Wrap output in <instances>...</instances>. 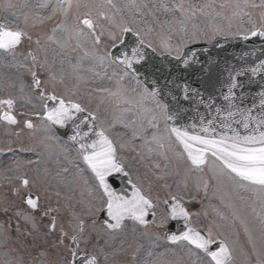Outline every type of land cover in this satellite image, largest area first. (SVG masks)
Segmentation results:
<instances>
[{
    "label": "rangeland",
    "instance_id": "1",
    "mask_svg": "<svg viewBox=\"0 0 264 264\" xmlns=\"http://www.w3.org/2000/svg\"><path fill=\"white\" fill-rule=\"evenodd\" d=\"M180 2L181 0H73V7L68 11L67 16L63 12H57L59 14H56L55 20H53V24L58 21V25H63V27L56 29L54 39L51 41V44L55 47L54 55L59 58L60 68L66 75L75 74L82 77L86 75L92 79L103 80V84L117 86L118 90H113L114 93L109 90V95L105 96L104 99V114L115 120L113 125H116H105L107 130L116 136L118 142L125 139V145L129 141L130 145H139L147 157H153V160L157 162L155 164H162H159L160 167H165L163 164L167 163L168 160L162 158V156L168 157V154L163 152L164 150L166 152L170 150L174 155L171 158V164L174 168L179 166V161L171 149L173 144L168 145L169 138L164 133V126L166 125L162 122V127H159L162 112L156 107L157 100L151 97L142 99L144 89L139 83L131 79L132 83H128L122 72L116 70L112 72L110 63L97 59L96 63L90 64L91 68L88 71H83L84 66L81 58L77 56L66 57L63 49L65 50L69 45L68 34L72 32L73 22L76 24L77 17L87 12H91L93 17H96L98 13H104L109 17L108 20L102 18L98 20V23L105 28L103 38H105L104 45L106 48L110 46V41L107 39V30L111 29L118 32L120 26L127 25L139 31L144 40L159 52H171L178 55L182 48L194 42L211 41L217 35L241 34V32L250 30L253 24L256 27H264V15H262L264 14V7L260 6L261 0H250V3L257 5V7L243 9L221 7L220 5L225 4L226 0H184L186 5L191 3L198 7L212 4V7L207 8L204 13H197L190 18H186L179 11L167 12L163 8V5L173 8L175 4ZM43 3H48V7L40 8V10H45L43 12L48 13L56 5V0H3V18H12L17 25L24 26L30 32L33 25L37 27L39 23L49 22V19H40L42 16L37 11L39 10L37 6ZM77 3L80 5L79 7H76ZM227 3L234 4L235 0H227ZM144 4H147L148 7L145 8ZM174 18L177 21H182V24L165 23V21L172 22ZM73 35L75 34L73 33ZM9 56L11 55L6 56V59ZM16 56H19L18 52L12 57ZM21 64L25 63H19V65ZM12 66L16 67L17 62L3 63V74L8 73V75L5 77V83L7 84L3 88V94L0 90L1 100L6 97V94L12 96L10 91L16 89L13 88L16 84L14 77H19L21 81L26 80L25 77L20 75L25 70L22 71L16 67L17 71H15ZM0 72H2L1 67ZM27 85L30 87L31 84L26 83L24 86ZM105 90H107L106 87ZM107 92L108 90L105 95H107ZM116 116L118 117L116 118ZM154 116L155 119H153ZM153 124L157 127H154ZM42 128V121L39 120L38 128H36L37 134L34 132L26 137L24 134H15V132L11 134V127L0 126V151L3 147L13 149L19 145L34 149L37 154L34 158V160L36 159L35 166L31 165L32 159L26 155H22L23 159L20 161L26 160L28 167L22 163L16 167L12 166L7 160V173L2 171V158L0 157V264H23L19 258L24 259L28 264L34 260L36 264L51 263L53 259H55V264L59 260L62 263L63 257L69 254L66 252L74 247L70 237L78 233L77 225L81 221L84 225V233L80 237L81 248L94 247L93 234L98 232L97 230L101 231L104 237L100 245L110 249L122 247L128 240H121L120 237V239L116 238L115 234L108 236L107 234H111L109 231L105 228L98 229L96 227L98 221L96 216H99V213L93 212L92 209L93 207H99L101 192L96 186L94 178L87 175L84 169L75 165L71 149L68 148L69 146L65 142H60L50 135L43 136ZM154 134L157 136L156 140L152 139ZM33 135L36 136V140ZM119 143L121 144V142ZM128 150L129 146H125L124 149L120 148L121 159L127 162L133 172L144 173L143 167L132 158L131 154L133 153ZM134 156L140 160L137 155ZM18 157H20L19 154ZM215 167L217 166L211 161L207 165V170L212 169L214 171ZM10 176H17L18 180L4 183V179L7 178L8 180ZM23 178L29 181L28 187L22 185ZM69 182L79 184L80 188L87 193V200L77 196L78 191H74V198L69 200L68 190L64 187L65 185L68 187ZM211 182L212 179L210 178V184ZM222 183L221 191L225 195L226 202L243 218L238 217L237 220L228 221L224 218L222 207L219 208L214 204L211 205L216 210L213 213L222 227L231 235L233 245H236L239 259H234L232 264H252V261L257 259V252L264 255V190L246 183L241 184L229 176ZM72 188L77 189L76 186H72ZM210 189V193H212L213 189L211 187ZM15 190H20L19 193L24 194L23 199H21L22 202H19L21 201L20 196L18 191L15 192ZM162 190L164 193V189ZM207 190L208 185L206 189L204 185L201 187V192H206V195ZM28 191L37 193L40 199L39 207L33 213L24 203V196ZM163 193L161 195L157 194L160 199L163 198ZM211 196V194L208 198L205 196L207 198L204 199L205 202L211 199ZM230 206L228 207L231 208ZM45 212H48V215H44ZM226 214L236 219V216H232L229 211ZM53 218L56 222L55 230L50 227ZM89 218L95 220L96 223L86 222ZM159 218L161 219L162 216L160 215ZM160 219L157 218L147 228L154 232L153 230H156V227L160 224ZM98 222L100 223V221ZM131 226L133 225L131 224ZM37 227L38 230H35ZM126 228L125 226L124 229L126 230ZM64 232L68 235L63 236L62 233ZM26 234H39V244L32 245L30 237L25 240ZM138 236V240L141 242L138 245L140 247L133 249L132 252H140L141 256L144 252L142 251L143 247L153 250L155 247L162 245L159 239L156 238L158 234H138ZM37 238L34 237V240H37ZM52 238L54 239L52 246L55 249L49 248L50 242H46L50 239L52 242ZM61 240H63V243H61ZM48 252L52 255H49ZM132 252L121 254L118 261L120 263L137 264V262L132 261ZM156 253L152 254V257H158L159 262L154 260L149 263L168 264L171 261L174 264L175 261L179 260L181 264H187V260H181L180 253L172 250L169 246Z\"/></svg>",
    "mask_w": 264,
    "mask_h": 264
},
{
    "label": "snow or ice",
    "instance_id": "2",
    "mask_svg": "<svg viewBox=\"0 0 264 264\" xmlns=\"http://www.w3.org/2000/svg\"><path fill=\"white\" fill-rule=\"evenodd\" d=\"M10 6V5H7ZM80 5L77 3L76 7ZM221 7H235L243 9L247 7H257L251 4L250 0H235L234 4H228L227 0ZM261 7H264V0H261ZM39 8H47L48 3L38 5ZM73 7V0H56V5L52 9L51 16L57 12H63L67 16L68 11ZM147 8L148 5L144 4ZM212 7V4H205L198 7L195 4H185L184 0L175 4L173 8L163 5L167 12L179 11L186 18L195 16L197 13H204L205 10ZM238 14V13H234ZM250 15L249 13H244ZM154 15V13H153ZM264 15V14H262ZM51 17H40V19H49ZM102 18L108 20L109 17L104 13H98L93 17L91 12L83 13L76 19L74 34L78 37H90L95 44L101 43L105 28L98 23ZM180 23L175 18L172 22ZM63 25H57V28ZM56 29H53L55 33ZM132 34L135 39L129 41L128 35ZM244 40L250 37H264V27H253L240 34ZM25 39H31L27 33L19 28L9 27L0 23V52L12 53L23 44ZM54 39V36L51 37ZM107 39L110 41V50H107L101 61L107 60L109 63L120 66L124 72V77H131L140 83L141 73L138 68L143 67L147 62V56L144 51V39L141 33L127 25H122L119 31L107 30ZM39 43V41H37ZM148 47H151L149 44ZM170 47V46H166ZM33 61L36 60L34 53L29 52ZM251 56L252 53H245ZM177 60H181L185 68L190 63L196 62L195 56L191 60L187 57L177 55ZM25 71L31 76L30 85L39 93V99L43 101V119L49 123L50 127L59 125L66 127L69 123L74 125V134L70 139L78 145V151L81 159L90 169L94 179L98 183L101 192L99 207H93L95 213L106 212L108 219L104 220V225L108 229L122 228L126 221H132L135 224L147 227L150 223L149 217L156 218V203L146 194L141 187L133 184L131 179L127 181L131 185V192L126 190H117L110 182L115 174L122 173L125 177L124 165L118 159L117 146L106 133L104 128L96 129L93 123L89 125V120H95L92 113L80 103L68 99L55 92H48L41 80L38 71L27 64H21ZM208 68L201 65V71L208 74V80L205 85L212 89V92L205 96L200 88L192 87L188 82L176 83L173 77L171 83L175 84L180 91V98L185 101H195L197 106H204L206 114H199V123H180L181 113L187 109L181 108L180 100L171 92L168 93L176 105L171 106L159 101L156 107L159 108L168 124V133L174 137L175 141L182 147V154L193 168L203 171L208 164L209 157L213 158L219 166L214 175L220 176L225 173L241 184L256 186L264 190V87L256 95H250L246 92V86L250 85L256 77L264 81V59L252 61L241 67H229L225 73H218L213 79ZM169 71H171L169 69ZM247 76L248 80L242 78ZM223 77V78H221ZM123 78V77H122ZM51 79H55L52 75ZM156 82L153 81V84ZM107 91V90H102ZM161 95L160 88H153L149 91L143 90L142 99L148 97L156 98ZM0 106H6L5 111L0 113V120L8 124L18 123L16 115L13 114L15 101L11 98L0 100ZM81 113L86 115L80 117ZM155 119V116L153 117ZM82 126L87 131L82 130ZM157 127V125H153ZM27 127L32 128L31 120L27 121ZM153 140L157 139L154 134ZM123 147V145H121ZM22 183L26 186L29 181L24 179ZM205 189L207 182H204ZM39 198H33L29 195L27 204L32 209L38 208ZM167 206V215L160 219L159 227H164L167 221H183V227L178 231H169L164 234V239L170 241L173 245H183L189 255L196 254V264H232L233 251L225 240H217L210 228L204 229L197 227L192 221V214L185 207L183 198L177 195H170L168 200L163 202ZM44 215H48L45 212ZM96 221L93 220V224ZM51 229L55 230L56 222L53 218ZM79 229L77 234L70 237L74 247L69 249L71 260L67 264H100L98 255L94 253L80 254V237L84 233L83 221L77 225ZM67 236L66 232L62 233ZM159 239V237H158ZM63 243V240H61ZM215 246V248H214ZM255 247V245H253ZM167 251V250H166ZM255 264H264V255L257 252ZM174 264H181L177 260Z\"/></svg>",
    "mask_w": 264,
    "mask_h": 264
},
{
    "label": "flooded vegetation",
    "instance_id": "3",
    "mask_svg": "<svg viewBox=\"0 0 264 264\" xmlns=\"http://www.w3.org/2000/svg\"><path fill=\"white\" fill-rule=\"evenodd\" d=\"M1 18H3V11L0 12V22H1ZM30 30H33V34L30 35L29 33H27V35L30 36L31 39L30 40L25 39L23 44L19 48L20 59L23 60L24 59L23 56L30 57V59L28 60L30 62V66L34 67L38 71L40 78L44 82V86L47 88L48 92L50 93L55 92L58 95H61L68 99H72L75 102L80 103L87 110H91L92 112H95V114L96 111H98V109L103 108L102 105L104 104L103 94L93 92L92 90L89 91L87 89L88 85L101 87L103 85L102 84L103 80L92 79L87 77L86 75L85 77L78 76L75 74L66 75V73H64V71L60 68L59 58H57L54 54H52V46L49 43L51 39L49 37L46 38V35L48 33H46L45 30H48V28H45V26L41 24L37 27L36 25H33V27ZM37 41H39V43H37ZM69 44L70 47H68V49L65 50V54H67L69 57L72 56L80 57L81 60L83 61V66H84L83 71H88V69L91 68L90 64L92 63L91 62L89 63L86 58L88 53H91L90 56H92L90 60L101 59L104 53V46L102 39L100 44H95L93 43L90 37L77 38L70 36ZM29 52L35 54L36 56L35 61H33L32 56L29 55ZM3 53L5 52H0L1 60L4 58L2 57ZM26 74L28 73L25 71L23 77H25L26 80L19 81L20 87L18 88L16 87L15 90L10 91L12 93V96L6 94V97L2 99V100H6L11 98L15 101L13 114L16 115L18 123L15 125H11L5 122L3 123V120H0V123H2L3 126H11V128L18 134L30 135L35 132L36 129L34 128L38 126L39 120L42 121L43 126H45V123H47V121L43 119L44 110L42 105L44 102L39 99V93L35 91L33 88L28 87V85L26 87L24 86L26 83L31 84L32 82L31 76L29 74L28 76H26ZM52 75L55 76V79H51ZM1 94H3V87H1ZM5 110H7L6 106H0V113H2ZM28 120H31L33 124L32 128L27 127ZM6 161H7V156H3L2 158L3 169H6ZM130 173L132 180L138 184L143 185L145 191L151 195L150 197L159 198V196L155 194V192L158 191L160 184L157 183L156 180H154V178L149 176L150 174H148L146 171H144V173L136 172V171L133 172L131 168H130ZM194 175L196 176L195 182L200 180L205 182V180L209 178L208 175H204V174L200 175V173L197 170L194 171ZM210 187L207 190L206 196L207 198L210 196V194L212 196L211 199H209L208 201L210 202L211 205L214 204L217 207L221 206L222 207L221 210L223 211V213H225L227 202L224 197L225 195L221 191L220 186H217L215 189H213L212 193H210L211 192ZM198 190L199 188L194 189L191 192V195L199 200L202 197L199 194ZM17 191L18 190H15V192ZM19 192L20 190L18 191V193ZM28 193L29 192L25 193L26 195L24 196V199L26 198ZM23 195H24L23 193L21 194L19 193L20 200L23 199ZM19 202H22V200ZM212 211L216 212L214 208L212 209ZM200 214L203 215L205 214V212L202 209H200ZM160 228H161L160 230H156L154 232L149 231V229L147 230L145 229L144 232L137 231V232H133L132 234H162L164 227H160ZM212 231L213 234H217L216 230H212ZM28 237H30L31 244L34 245L37 242V240H34V237L39 238V234H26L25 240H27ZM93 244H96L95 241ZM66 253L69 254H66L63 257V262L61 263V261L59 260L57 264H67V262L71 260L70 252H66ZM84 253H94L98 255L100 264H119L118 262H115L116 256L114 252H113L114 253L113 256L104 255L101 248H99L96 245H94V247H86L84 249L80 247V254H84ZM49 255L52 254L49 253ZM55 263H56L55 259H53V261L49 264H55Z\"/></svg>",
    "mask_w": 264,
    "mask_h": 264
},
{
    "label": "water",
    "instance_id": "4",
    "mask_svg": "<svg viewBox=\"0 0 264 264\" xmlns=\"http://www.w3.org/2000/svg\"><path fill=\"white\" fill-rule=\"evenodd\" d=\"M135 39L132 34L128 35V40ZM144 51L147 56V62L143 67L138 68L141 73L140 80L144 85L152 91L153 88H160L161 95L158 96L164 102L171 106L176 105V101L172 100L168 95L171 92L177 96L180 100V107L187 109L181 113L180 123H199V114H206L204 106H197L195 101H185L180 98V91L175 84L171 83L173 77L176 78V83L188 82L192 87L200 88V91L207 96L212 92L210 87L205 85V81L208 80V74L201 71V65L205 68L210 67V73L215 79L218 73H225L229 67H241L252 61H258L264 59V37H250L248 40H244L242 36L236 38H217L212 44L199 43L192 46H188L184 49L182 58L187 57L191 60L192 56H195L196 62L189 64L187 68L183 65L181 60H177L172 54H157L151 47L144 45ZM245 53H252L251 56H246ZM169 69L171 71H169ZM223 78V77H221ZM244 81L248 80L245 76L242 78ZM153 81L156 83L153 84ZM264 87V81L260 77H256L252 83L246 86L245 91L250 95H256L261 88ZM198 108V112H197ZM58 132L63 136H72L74 134V125L68 124L66 127L55 126ZM110 182L113 183V187L117 190H126L123 187V182L115 174L113 178H110ZM127 183V181H126ZM107 214L104 212L103 217Z\"/></svg>",
    "mask_w": 264,
    "mask_h": 264
}]
</instances>
